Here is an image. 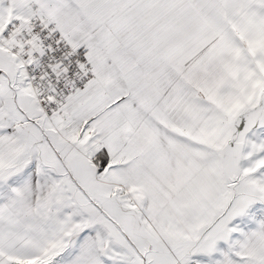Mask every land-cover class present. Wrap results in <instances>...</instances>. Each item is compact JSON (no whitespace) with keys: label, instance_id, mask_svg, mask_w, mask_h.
<instances>
[{"label":"snow or ice","instance_id":"6c2138e0","mask_svg":"<svg viewBox=\"0 0 264 264\" xmlns=\"http://www.w3.org/2000/svg\"><path fill=\"white\" fill-rule=\"evenodd\" d=\"M0 264H264V0H0Z\"/></svg>","mask_w":264,"mask_h":264}]
</instances>
